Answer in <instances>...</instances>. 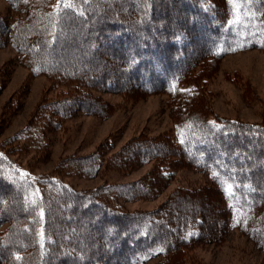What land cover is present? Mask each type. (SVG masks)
I'll use <instances>...</instances> for the list:
<instances>
[{
  "label": "trees",
  "instance_id": "16d2710c",
  "mask_svg": "<svg viewBox=\"0 0 264 264\" xmlns=\"http://www.w3.org/2000/svg\"><path fill=\"white\" fill-rule=\"evenodd\" d=\"M7 1L17 14H0V49L12 47L31 76L59 90L12 144L24 138L44 153L68 119L107 118L112 108L97 92L165 94L173 130L131 139L111 158L100 148L59 162L55 172L85 178L108 164L123 172L156 163L138 181L92 190H76L60 174L32 179L0 151V264H182L188 247L220 241L232 228L264 254V123L215 115L204 89L223 57L264 51V0ZM14 101L6 105L13 112ZM177 168L206 176L218 199L214 224L206 191L179 190L152 210L120 205L154 200ZM196 198L200 206L189 208Z\"/></svg>",
  "mask_w": 264,
  "mask_h": 264
},
{
  "label": "rangeland",
  "instance_id": "374dc122",
  "mask_svg": "<svg viewBox=\"0 0 264 264\" xmlns=\"http://www.w3.org/2000/svg\"><path fill=\"white\" fill-rule=\"evenodd\" d=\"M0 14L11 18L17 13L7 0H0ZM0 84V151H6L3 153L23 166V170L35 180L48 174H60L62 181L76 190H92L107 183L138 181L155 168V162L142 165L135 163L123 172L112 169V165L108 164L94 178L55 171L59 162L71 156L83 157L103 148L105 157L111 158L131 139L140 135L155 138L173 130L168 96L165 94L129 97L97 92V95L110 104V116L100 118L80 114L68 119L60 130L51 135V145L47 152L42 153L31 146H24V138L19 140L20 143L14 144L11 139L31 120L42 99L56 98L59 90L52 91L47 77L31 76L30 71L17 60V53L10 46L0 49ZM204 84L208 103L215 115L244 122L264 123L263 50H247L223 57ZM13 99L14 104H18L15 112L11 110V106H6ZM16 145L20 147L17 149ZM164 185L162 194L154 200H119V203L130 211L152 210L179 190L187 191L190 195L192 191H206L203 195L209 197L207 205L211 208L206 218L209 225L214 224L216 216L213 208L218 205V199L216 195H212L205 175L177 168ZM227 190V195L231 194V188L228 187ZM198 201L196 198L188 207L198 208ZM188 207L177 206L175 212L187 210ZM6 227L3 226L4 229ZM180 256L182 264H264V254L250 237L234 228L224 232L220 241H197ZM155 263L156 261L150 264Z\"/></svg>",
  "mask_w": 264,
  "mask_h": 264
}]
</instances>
